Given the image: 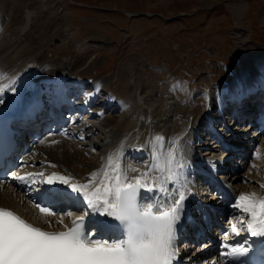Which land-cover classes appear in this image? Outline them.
Wrapping results in <instances>:
<instances>
[{
    "label": "bare ground",
    "instance_id": "obj_1",
    "mask_svg": "<svg viewBox=\"0 0 264 264\" xmlns=\"http://www.w3.org/2000/svg\"><path fill=\"white\" fill-rule=\"evenodd\" d=\"M42 2L43 0H5L2 4L3 7L0 8L2 13L0 19V72L6 73L8 78L15 77V87L18 89L15 93L11 91L4 93V103L0 104V122L7 118L8 112L14 113L20 105L24 104L32 90L51 93L55 84L66 79L71 85L68 89L74 86L73 90L79 91L78 96H84L85 98L83 101L75 103L76 108L81 109L88 104L89 116L99 120L97 123H91V128L98 132L99 141L96 148L99 153L96 159L88 157L91 147H88L87 144L84 145L83 141L81 145H78L73 139L77 136V138H81L83 131L79 134L76 131L71 133L70 130H66L64 133H57L44 138L45 140L60 139L58 142L43 143L28 154L23 155L24 163L18 167L19 170L24 168L25 171L23 172L28 173H38V171L44 170L46 177L56 172L71 176L81 183L87 180L90 173L99 170L100 175L94 178L99 181L103 179L105 170L110 172L117 162H121L123 166L129 168L145 169L152 161L154 152L161 154L160 165L166 167L167 154L171 151L170 139L186 134L182 142V151L176 160V163L185 165L183 174L186 175L191 172L192 175L194 173L192 170L202 174L201 170L206 169L209 173L206 174L205 178L208 179L210 177L214 178L215 175L218 176L216 178H219L225 173L228 164L225 167L226 169L224 168L225 170H217L216 167L220 164L218 162L227 163L225 155L230 149L223 152V146L216 142L217 140L210 141L211 137L208 138V135L204 141L201 139V145H195L192 139L202 135V133L203 137L207 133H211L206 126L213 127L216 123L212 119L213 115L210 108H220L223 101L229 100V97L234 94L236 96L246 93L251 90L256 82L264 79L263 57L253 55L251 62L247 69L245 68L239 80L234 79L232 82H225L223 85L216 86L211 90L207 89L205 94L200 93L191 97L177 98L168 95L163 97L160 93L162 87H157L156 90L150 88L151 74L146 69L143 58L136 55L130 56L121 62V70L117 74L114 85L110 74L94 77L89 82L84 83L83 81L86 80L83 75H86L85 72L90 71V68L89 65L86 67L88 60L84 62L82 52L73 49L70 55L48 57L39 62L36 53L43 44L40 46H37L36 43L32 44L25 36L29 25L36 18V15L30 12L29 9L39 7ZM202 3L204 5L211 4L213 0H202ZM234 10L238 15L241 7L236 5ZM54 22L43 20L39 30L48 36L50 29L57 25ZM48 23L53 25H48ZM39 39L43 42L49 41V37H40ZM23 50L26 51L24 60H28L25 67L22 63L18 64L20 60L18 55ZM2 82L8 83V80ZM98 98H101L103 102L96 103ZM247 107L248 105L244 107L242 113L248 109ZM115 110L118 112L112 113ZM73 111L74 108L71 107L70 113H73ZM163 112L167 116L164 119L165 121L160 122L159 117ZM148 127L150 131L146 132ZM157 134L166 138L163 146L159 141L153 140V137ZM230 136L231 141L246 140L248 138L245 147L240 150L243 153H248L250 158L244 163L242 173L237 171L232 174L234 177L233 186L228 185L223 177V188L228 192L226 197L219 190L209 193L212 204L215 202L218 204L229 202L232 206L241 193L254 192L257 196H264V189L260 187L261 184H264V133H260V131L253 132V134L252 132H236ZM121 145L122 158L120 155ZM141 145L144 146L143 149L136 150ZM252 146L254 150L247 151ZM109 154L112 155L111 165L107 160ZM213 161L216 165L215 170L212 169L210 163ZM26 162L31 163L30 168H28ZM238 162H241V160ZM51 165H55V167ZM253 165H256V167L253 168ZM136 174L138 172L129 171L127 173L129 179ZM151 175L157 176L161 173L153 171ZM243 178H246L247 182H255V184L246 183L241 185L240 182ZM184 180L187 181V178H184ZM218 186L220 184L217 183L216 187ZM191 189H193V186H191ZM29 200L26 193L16 189L14 184L0 185V205L19 210L37 224H42L47 228H62L69 225L70 220L73 218L74 214L69 215L71 219L66 214L58 215L57 213L53 217L42 215L35 207L34 202L31 200V203H29ZM230 209L228 208V210ZM77 214H81V212H77ZM228 216L231 228V224L240 219L241 212L239 209L234 208L228 213ZM61 218H63V223H57L56 221ZM45 221H48V223H45Z\"/></svg>",
    "mask_w": 264,
    "mask_h": 264
},
{
    "label": "snow or ice",
    "instance_id": "obj_2",
    "mask_svg": "<svg viewBox=\"0 0 264 264\" xmlns=\"http://www.w3.org/2000/svg\"><path fill=\"white\" fill-rule=\"evenodd\" d=\"M6 79L8 83H3ZM15 84V77L8 78L6 73L0 72V104L4 103L6 91H18ZM185 135L170 139L171 151L167 154L166 167L160 165L161 154L154 152L145 169L129 168L117 162L110 172L105 170L99 181L94 179L100 175L99 170L90 173L83 183L56 172L47 177L43 172L14 174L12 180L25 183L30 191L39 193L35 207L47 217L55 214L52 210L63 211L65 205L72 207L81 198L89 211L76 217L72 226L63 231H47L27 222L14 211L0 207V264H175L179 257L178 232L186 224L195 226L198 223L186 205L193 194L183 178L185 165L176 163ZM165 139L158 134L153 137L161 146ZM120 155L122 158V145ZM107 160L111 165V154ZM210 163L215 170V162ZM11 166L10 148L0 142V173L6 175ZM129 171L139 175L129 179ZM153 171L161 175L152 176ZM260 187L264 189V184ZM145 200L149 201L147 206ZM232 207L239 209L241 216L231 224V232L239 235L246 231L251 237L260 238L253 243L264 244V196L254 192L241 193ZM197 210L203 216L204 207ZM93 214L106 218L90 220ZM107 217L119 223L114 224ZM56 222L62 224L63 218ZM89 223L94 225L95 233L87 231ZM113 228L119 229L125 238L112 243L93 238L96 234L110 233ZM223 247L228 250L222 251L221 259L214 260L213 264L238 261L249 253L251 245L246 241L237 246L225 243Z\"/></svg>",
    "mask_w": 264,
    "mask_h": 264
},
{
    "label": "rangeland",
    "instance_id": "obj_3",
    "mask_svg": "<svg viewBox=\"0 0 264 264\" xmlns=\"http://www.w3.org/2000/svg\"><path fill=\"white\" fill-rule=\"evenodd\" d=\"M236 5L241 7L238 15ZM34 8L29 10L36 18L25 36L32 44H43L38 60L78 50L90 68L84 83L110 74L114 85L121 62L136 55L151 74L150 88L162 87L163 97H191L242 75L253 55L264 58V0H213L207 5L202 0H43ZM43 20L57 24L48 36L39 30ZM25 52L18 55V64ZM95 148L88 157L97 158ZM246 183L255 184L246 178L240 182Z\"/></svg>",
    "mask_w": 264,
    "mask_h": 264
},
{
    "label": "water",
    "instance_id": "obj_4",
    "mask_svg": "<svg viewBox=\"0 0 264 264\" xmlns=\"http://www.w3.org/2000/svg\"><path fill=\"white\" fill-rule=\"evenodd\" d=\"M167 116V114L165 112H163L160 116V121H164L165 117Z\"/></svg>",
    "mask_w": 264,
    "mask_h": 264
}]
</instances>
